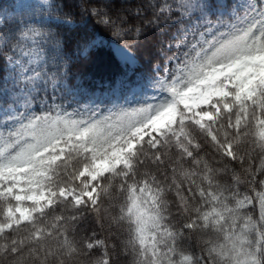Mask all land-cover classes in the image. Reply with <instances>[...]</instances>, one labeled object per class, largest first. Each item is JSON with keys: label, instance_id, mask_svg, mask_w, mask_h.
I'll use <instances>...</instances> for the list:
<instances>
[{"label": "snow or ice", "instance_id": "obj_1", "mask_svg": "<svg viewBox=\"0 0 264 264\" xmlns=\"http://www.w3.org/2000/svg\"><path fill=\"white\" fill-rule=\"evenodd\" d=\"M66 7L0 0V264H264V0H110L133 44L80 72Z\"/></svg>", "mask_w": 264, "mask_h": 264}, {"label": "trees", "instance_id": "obj_2", "mask_svg": "<svg viewBox=\"0 0 264 264\" xmlns=\"http://www.w3.org/2000/svg\"><path fill=\"white\" fill-rule=\"evenodd\" d=\"M6 0H4L5 4ZM64 3L65 0H60ZM110 0H66L67 7L65 12L72 14L71 18L77 24H87V30L95 33V40L100 38L99 44H95L86 55L81 57V63L74 71H87L90 67L107 66L115 68L120 60L113 52L112 44L124 45L133 44V40L130 37H118L108 27L99 24L98 17L94 14L93 10L107 11L105 5ZM125 2V0H121ZM142 3V0H126V7L128 11L124 12V15L128 16V22L126 27L141 26L142 19L135 16L134 8L136 5ZM7 5V4H5ZM13 7L10 9V13H7L10 17L14 15ZM157 37L149 34L148 39L142 41L139 51L134 47L132 50L139 57V69L140 72L148 75L151 74L152 65L158 62L161 57L158 56L159 46L156 43ZM171 54V53H170ZM158 92L156 89H148L143 94H137L135 96L129 94L127 98V106H139L144 103H157L159 98L152 99L153 92Z\"/></svg>", "mask_w": 264, "mask_h": 264}, {"label": "rangeland", "instance_id": "obj_3", "mask_svg": "<svg viewBox=\"0 0 264 264\" xmlns=\"http://www.w3.org/2000/svg\"><path fill=\"white\" fill-rule=\"evenodd\" d=\"M20 2H22V0H6L5 4H7V5H5V9L4 10L7 13H10L11 12L10 9L12 7L15 8L16 4H18ZM99 42H100V38H98V39L95 40V44L98 45ZM111 46H112V49H113L114 54L120 60L121 59L120 58V46L121 45H118V44L113 43ZM158 97H159V93L154 91L153 92L152 99L156 100V99H158Z\"/></svg>", "mask_w": 264, "mask_h": 264}]
</instances>
